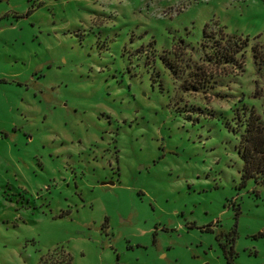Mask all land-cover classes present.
<instances>
[{
  "label": "rangeland",
  "instance_id": "1",
  "mask_svg": "<svg viewBox=\"0 0 264 264\" xmlns=\"http://www.w3.org/2000/svg\"><path fill=\"white\" fill-rule=\"evenodd\" d=\"M256 43L264 0H0V264H264Z\"/></svg>",
  "mask_w": 264,
  "mask_h": 264
},
{
  "label": "trees",
  "instance_id": "2",
  "mask_svg": "<svg viewBox=\"0 0 264 264\" xmlns=\"http://www.w3.org/2000/svg\"><path fill=\"white\" fill-rule=\"evenodd\" d=\"M207 27L204 28V37L207 36ZM218 47V48H217ZM223 47V46H222ZM254 61L258 70H261L264 64V47L259 43L253 45ZM214 60L219 63L223 59H233L228 51H221L219 46H215ZM237 50H235V53ZM235 118L238 126L235 131H240L241 140L239 144V153L243 160L241 177L243 185H246L249 179H253L256 185L264 186V118L255 108L244 105L236 108ZM264 235V231L260 233ZM234 236L224 245V251L235 254ZM232 255V254H230ZM232 257V256H230ZM230 259V258H229Z\"/></svg>",
  "mask_w": 264,
  "mask_h": 264
}]
</instances>
